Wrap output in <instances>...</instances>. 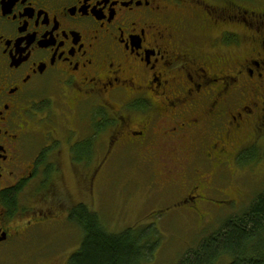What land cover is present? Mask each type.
<instances>
[{
  "label": "flooded vegetation",
  "instance_id": "af4514ba",
  "mask_svg": "<svg viewBox=\"0 0 264 264\" xmlns=\"http://www.w3.org/2000/svg\"><path fill=\"white\" fill-rule=\"evenodd\" d=\"M246 8L237 0H0V264L48 225L74 223L85 205L74 193L94 201L113 158L156 148L161 128L172 148L192 137L204 176L191 170L171 183L170 199L177 187L182 205L208 201L213 167L234 155L236 127H249L241 142H264V11ZM239 13L251 21L243 18L241 40ZM228 36L234 54L216 52ZM207 42L214 53L201 50ZM239 87L248 104L221 107ZM119 90L128 92L125 111L107 99ZM202 163L215 164L210 174Z\"/></svg>",
  "mask_w": 264,
  "mask_h": 264
},
{
  "label": "rangeland",
  "instance_id": "374dc122",
  "mask_svg": "<svg viewBox=\"0 0 264 264\" xmlns=\"http://www.w3.org/2000/svg\"><path fill=\"white\" fill-rule=\"evenodd\" d=\"M237 4L242 10L252 7V10L264 11V0H237ZM249 17V13L245 16L238 14L240 40L244 38V30H247L244 29L243 18L251 22ZM225 22L232 23L229 19L223 18L221 24ZM232 24L235 25V22ZM225 30L228 29H221L222 32ZM229 37L223 41L222 49L218 47L216 52L234 54L233 47L227 43ZM206 40L209 39L206 38ZM242 48L244 46L236 45L235 47V49ZM201 50L213 52L209 49V42L205 47L201 45ZM234 89H232L234 95L221 106L229 108L230 112L235 107L237 110L239 105L248 104H245L248 99V90H242L240 87ZM127 96L128 92L119 90V93L107 99L108 101L114 100L117 107L125 111L129 109L125 106V103L129 101ZM132 96L133 98L139 97L138 95ZM56 106L61 108L59 103H56ZM223 113L228 115L229 112L223 110ZM179 121L181 122V118ZM160 123L163 122L160 121ZM108 127L114 129L115 124L111 123ZM177 127L175 123L169 125L171 130ZM248 129V125H243L242 128L236 127L237 137L232 139L234 155L225 161L226 166L220 169L213 163L206 165L202 163L206 174H210L212 164L215 166L213 168L217 175V184L215 187L209 186L208 182L211 183L212 179L211 177L207 179L208 201L199 202L197 206H190L189 203L182 205L179 200L183 199L184 192L177 187V192L172 199L169 193L170 190H174L171 183L179 184L177 182L187 180L191 170L197 174L200 172L199 163L197 165L196 161L198 160L196 151L189 145L192 137L189 143L176 139L174 143L176 147L172 148L166 141L167 135L164 134L162 128L158 129V133L161 132L160 138L163 141H155L156 148L145 150L138 145L132 150H123L120 156L113 158V163L98 176L97 179H101L98 180L99 183L95 180L94 201L86 197L81 199L78 192L74 194L78 203H85L81 206H89V210L97 214L107 233L121 235L128 230H134L137 234L150 232L147 239L152 246L156 245V249L153 258L145 260L143 264H179L186 255L193 253L192 251L199 248L203 242L213 237L214 234L217 236L224 223L244 215L259 195L264 193V142L261 143L262 140L260 143L256 142L259 143L257 147L253 146L250 141L241 142L242 135L249 140L248 133H246ZM96 131H98L97 128ZM259 132L264 136V131ZM212 134L213 132H210L209 136L211 137ZM110 143L111 138L106 133V149ZM180 145L184 148H178L181 147ZM245 146H248L249 150L240 154L241 147L245 148ZM201 153H205V147L201 148ZM143 157H148V159L145 160ZM212 158L213 162H216L213 154ZM68 175L70 176V173ZM199 176L201 180L204 177L202 172ZM70 178L67 176V184L75 186L72 177ZM63 183L65 184L64 181ZM74 186H72L73 189ZM175 201H178V204ZM261 237L264 239V233ZM34 239L27 246L16 247V255L11 256L13 257L10 260L11 263L8 261L4 263L67 264L71 256L80 249L83 232L80 226L69 222L63 226L48 225L44 233L37 235ZM223 262L229 263L230 259L224 258L218 264Z\"/></svg>",
  "mask_w": 264,
  "mask_h": 264
},
{
  "label": "trees",
  "instance_id": "16d2710c",
  "mask_svg": "<svg viewBox=\"0 0 264 264\" xmlns=\"http://www.w3.org/2000/svg\"><path fill=\"white\" fill-rule=\"evenodd\" d=\"M76 213L72 221L81 227L83 241L67 264H143L153 258L156 245L152 246L147 239L150 232L137 234L128 230L121 235H111L97 214L84 207ZM263 233L264 193L244 215L224 223L217 236L214 234L203 242L179 264H218L224 258H229L230 262L222 264H264Z\"/></svg>",
  "mask_w": 264,
  "mask_h": 264
}]
</instances>
